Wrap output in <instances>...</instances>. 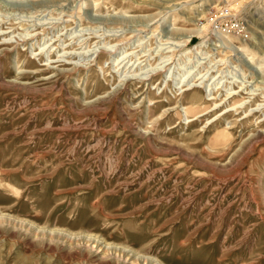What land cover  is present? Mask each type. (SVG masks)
<instances>
[{"label":"rangeland","instance_id":"rangeland-1","mask_svg":"<svg viewBox=\"0 0 264 264\" xmlns=\"http://www.w3.org/2000/svg\"><path fill=\"white\" fill-rule=\"evenodd\" d=\"M0 264H264V0H0Z\"/></svg>","mask_w":264,"mask_h":264},{"label":"bare ground","instance_id":"bare-ground-1","mask_svg":"<svg viewBox=\"0 0 264 264\" xmlns=\"http://www.w3.org/2000/svg\"><path fill=\"white\" fill-rule=\"evenodd\" d=\"M146 73H147V72H146ZM185 76H186V75H185ZM188 83H189V82H188ZM186 85H187V83H186ZM186 90H188V89H186ZM187 107H188V106H187ZM189 107H190V106H189ZM189 107H188V108H189ZM192 108H193V107H192ZM193 109H194V108H193Z\"/></svg>","mask_w":264,"mask_h":264}]
</instances>
